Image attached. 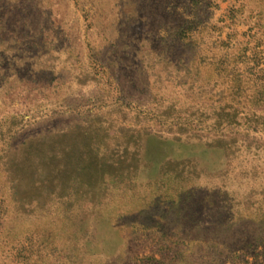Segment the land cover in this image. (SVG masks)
I'll return each instance as SVG.
<instances>
[{"label":"rangeland","instance_id":"1","mask_svg":"<svg viewBox=\"0 0 264 264\" xmlns=\"http://www.w3.org/2000/svg\"><path fill=\"white\" fill-rule=\"evenodd\" d=\"M0 264H264V0H0Z\"/></svg>","mask_w":264,"mask_h":264}]
</instances>
